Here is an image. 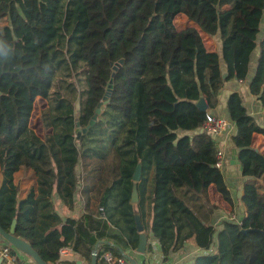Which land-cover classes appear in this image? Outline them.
I'll list each match as a JSON object with an SVG mask.
<instances>
[{"label": "trees", "instance_id": "trees-1", "mask_svg": "<svg viewBox=\"0 0 264 264\" xmlns=\"http://www.w3.org/2000/svg\"><path fill=\"white\" fill-rule=\"evenodd\" d=\"M180 14L194 25L178 29ZM257 50L250 91L264 104V0H0V226L10 231L17 219L14 235L48 263L75 264L60 260L71 247L91 264L98 241L116 255L136 250L138 210L163 261L194 240L202 252L191 264H256L264 241L251 244V236L264 230V190L244 186L242 227L251 231L214 224L210 186L233 201L216 166L219 143L203 125L222 101L236 124L230 142L242 176L264 177V150L254 145L264 126L239 89L222 94L229 80L246 78ZM16 90L47 101L46 138L16 128L9 99ZM201 97L207 111L197 106ZM139 163L140 200L132 203ZM22 169L36 179L24 196L15 182ZM55 191L70 211L83 197L85 211L63 218Z\"/></svg>", "mask_w": 264, "mask_h": 264}, {"label": "crops", "instance_id": "crops-1", "mask_svg": "<svg viewBox=\"0 0 264 264\" xmlns=\"http://www.w3.org/2000/svg\"><path fill=\"white\" fill-rule=\"evenodd\" d=\"M184 15V14H183ZM191 22V21H190ZM193 23V22H192ZM203 39L204 35L205 37L209 38V41L211 43V48L208 50L210 51H216L218 49V43L216 40L208 35L207 33L202 32ZM258 50L254 53L251 59V64L249 68V72L244 80H229L225 84V88L222 92L223 96H227L231 91L239 89L242 92L243 98H244V103L248 109V111L254 115V117L257 119L258 123L264 126V104L261 103L254 95L251 94L250 91V82L252 78L254 77V74L256 72V65H257V58H258ZM224 103L221 101L219 106L214 109V114L224 116L227 118V112L225 110V107L223 106ZM236 129V128H235ZM235 132V130H234ZM234 132L231 134L233 135ZM231 135H226L222 137H216L218 143H219V149H222L225 154V165L222 168V171L224 172L225 176V182H226V187L230 191V194L232 196V201L233 203H229L226 201L223 197V195L217 191L216 186L213 184L209 188V196L211 201L216 204L218 207H220L217 212L215 213V216L213 218L214 224L219 225L222 222H228L227 218L229 217V212L230 210L234 209L239 210L240 212H245L246 213V207L241 200L242 195L244 194V186L246 184H252L254 186L258 185H263L262 178L261 179H255V178H249V177H243L241 174V165L238 161L237 158V151L234 147L231 146L230 142V136ZM254 145L261 149L264 150V135L261 133H255L254 134ZM24 170V169H22ZM20 170L19 172L16 173L15 175V182L18 183V175L22 171ZM26 170V169H25ZM27 172V170H26ZM32 172V171H29ZM33 174V173H32ZM0 181H1V176H0ZM36 184V179L32 182ZM19 184V183H18ZM22 188V186L19 184ZM30 185L29 188L32 186ZM29 188L23 187V196L26 195L27 191ZM259 188V187H258ZM80 195H82L81 190H80ZM54 207L58 211V213L63 217L66 218L72 214H77L79 211L83 209L85 211V201L84 198L82 197L79 202H77V205L75 207V211H70L67 209V207L63 204L61 199L59 198L57 192H54V195L52 197ZM243 216V214H241ZM243 218V217H242ZM251 231V230H250ZM252 232H257V236H259V239H262L264 241V230L262 229H253ZM251 244L255 242V237L251 236ZM148 247L147 250H150V253L147 252L146 254L144 253L141 254L142 256L145 257V259H141V261H145L147 264H191L194 261L195 255L198 253L202 252V249L199 248L194 240H189L186 242L185 246L179 250H174L172 253L169 255L168 259L166 261H163V253L161 250V247L158 243V241L151 235L148 234ZM102 245L99 249L103 251ZM96 246V245H95ZM66 249L65 253L60 252V260L63 261H68V262H74L76 264V261L82 260L83 264H86L85 259L76 253L71 247H64ZM137 249V248H136ZM125 250L128 254L130 255H136L139 256L140 253H138L136 250H133V248L129 247ZM27 257V262L25 264H28L30 262L31 257L26 255ZM99 258V257H98ZM264 242H263V252L262 254L258 255L256 259V264H264ZM141 263V262H139ZM61 264V263H58ZM70 264V263H69Z\"/></svg>", "mask_w": 264, "mask_h": 264}, {"label": "rangeland", "instance_id": "rangeland-1", "mask_svg": "<svg viewBox=\"0 0 264 264\" xmlns=\"http://www.w3.org/2000/svg\"><path fill=\"white\" fill-rule=\"evenodd\" d=\"M175 25L178 29H184L190 25H194V23L190 22L187 17L183 14H180L175 19ZM204 42L207 45V47L211 48V43L209 41V38L205 37L204 35ZM9 99L11 102V110L12 115L15 120L16 128L19 129L20 127L27 126L31 129H33L38 135H40L42 138H46V136L50 133V129L46 128L42 122V111L47 107V101L42 97H37L35 100H29L26 96V94L22 90H16L15 92L11 93L9 95ZM31 170H22L20 174L18 175V183L26 188H29L30 185H32L34 181V177L32 172H29ZM153 177H154V167L149 170L148 173V188L149 192L152 191L153 187ZM264 180V177L262 178ZM259 189L264 190V181L263 185H258ZM85 201V200H84ZM220 208V207H219ZM221 209V208H220ZM85 210V209H84ZM83 209L79 212H82ZM245 215V212H240L239 210L232 209L229 212L228 216L235 215L238 219H242ZM253 237L259 238L257 234H253ZM6 244V240L2 237H0V245ZM251 246H249L250 248ZM147 252L150 253V250ZM146 252V253H147ZM145 253V254H146ZM144 255V254H143ZM139 257L142 259H145L144 256L139 254ZM264 263V262H263ZM28 264H34V261L30 259V262Z\"/></svg>", "mask_w": 264, "mask_h": 264}, {"label": "water", "instance_id": "water-1", "mask_svg": "<svg viewBox=\"0 0 264 264\" xmlns=\"http://www.w3.org/2000/svg\"><path fill=\"white\" fill-rule=\"evenodd\" d=\"M121 63L124 62V60L120 61ZM115 69H117V66L114 67ZM222 72H223V78L226 79L228 76V70L226 67L222 68ZM115 73H113L114 75ZM113 79H111L110 81V88H112L113 86ZM107 98V96L104 97V99ZM103 105V101H101L98 104V107L96 109V113L93 116V119L91 120L90 124L88 125V127H90L92 124L95 123V121L98 118V115L101 113L102 107ZM197 106L203 110V111H207L208 110V104L205 100L204 97H201L198 102H197ZM80 114H77L76 119H79ZM87 128H84L83 131L86 132ZM81 135V130L78 124V136ZM142 179V164L139 163L134 171V175H133V180H134V186H133V191H132V198L131 201L132 203H137L140 200L139 197V191H138V182H140ZM135 223H136V229L137 231L140 233L139 234V242H138V246L136 251L140 254H144L147 251V247H148V233L145 230L143 221H142V216L140 211L136 210L135 211ZM16 224H17V219H14L11 225V229L10 231H6L5 229H3L0 226V237L4 238L6 240V243H9L11 245H13L15 248H17L18 250H20L21 252L25 253L26 255H28L29 257H31V259L34 261V264H52V263H48L47 261H45L41 255L33 248V246L17 237L14 235L15 233V228H16ZM251 229H244L245 232H249ZM102 244V241H98L96 243L95 249L93 250L92 253V260H91V264H98L99 263V258H98V247ZM121 254L124 255L131 264H141L139 263V261L133 257L132 255L128 254L125 250L121 249ZM61 264H69V263H61ZM76 264H83L82 260H78L76 261Z\"/></svg>", "mask_w": 264, "mask_h": 264}, {"label": "built area", "instance_id": "built-area-1", "mask_svg": "<svg viewBox=\"0 0 264 264\" xmlns=\"http://www.w3.org/2000/svg\"><path fill=\"white\" fill-rule=\"evenodd\" d=\"M236 128L235 122L229 118L220 116L214 113H208L207 119L204 122L203 129L215 137H222L231 135ZM225 154L222 149L217 153L216 166L220 169L224 166ZM227 221L240 227L241 231H244L243 220L238 219L235 215H231L227 218ZM101 245L98 247V257L103 264H131L130 261L124 255H116L110 250H103L99 252ZM60 252L63 254L66 252L65 248H62ZM26 254L15 248L13 245L6 243L0 245V264H25L27 262Z\"/></svg>", "mask_w": 264, "mask_h": 264}]
</instances>
